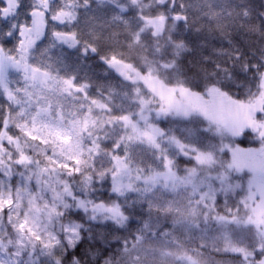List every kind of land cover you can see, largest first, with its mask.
Segmentation results:
<instances>
[{
  "label": "snow or ice",
  "instance_id": "1",
  "mask_svg": "<svg viewBox=\"0 0 264 264\" xmlns=\"http://www.w3.org/2000/svg\"><path fill=\"white\" fill-rule=\"evenodd\" d=\"M219 254L264 264V10L0 0V264Z\"/></svg>",
  "mask_w": 264,
  "mask_h": 264
},
{
  "label": "trees",
  "instance_id": "2",
  "mask_svg": "<svg viewBox=\"0 0 264 264\" xmlns=\"http://www.w3.org/2000/svg\"><path fill=\"white\" fill-rule=\"evenodd\" d=\"M252 6L257 11L264 10V0H251ZM240 39L247 40V37L240 35ZM85 72L89 73L96 79L99 83H104L106 79V74L103 70V67L99 62H90V66L85 68ZM241 148H255L258 147V143L251 139H243L237 141ZM218 264H231V260L228 258L227 254H219L217 256Z\"/></svg>",
  "mask_w": 264,
  "mask_h": 264
},
{
  "label": "rangeland",
  "instance_id": "3",
  "mask_svg": "<svg viewBox=\"0 0 264 264\" xmlns=\"http://www.w3.org/2000/svg\"><path fill=\"white\" fill-rule=\"evenodd\" d=\"M259 147V146H258Z\"/></svg>",
  "mask_w": 264,
  "mask_h": 264
}]
</instances>
